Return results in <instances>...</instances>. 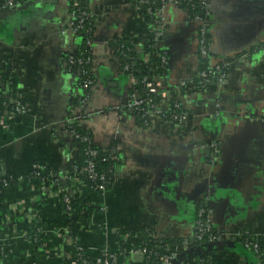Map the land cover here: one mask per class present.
I'll return each instance as SVG.
<instances>
[{
	"label": "crops",
	"instance_id": "obj_1",
	"mask_svg": "<svg viewBox=\"0 0 264 264\" xmlns=\"http://www.w3.org/2000/svg\"><path fill=\"white\" fill-rule=\"evenodd\" d=\"M83 1L90 12L100 14L93 26L95 84L84 105L83 113L91 114L84 127L95 145L112 147L117 164L104 194L86 185L78 190L97 207L73 225L75 238L60 222L59 192L49 187L20 191L16 186L6 207L5 229H10L0 236L15 247L7 256L0 254V264H72L75 245L90 252L103 247L118 251L114 230L138 239L143 228H150L161 239L188 241L209 184V219L218 233L247 230L264 245V0H210L208 32L215 59L247 54L210 91L187 84L198 73L196 28L185 11L167 6L168 25L156 48L167 55L171 85L186 81L174 94L188 114L186 130L161 116L142 127L134 114L115 109L126 100L131 84L114 67L109 43L125 36L136 52L141 48V36L129 32L131 0ZM68 17L67 0H25L0 11V70L12 68L18 74L17 93L28 109V115L0 128V176L23 177L42 162L62 172L69 160L72 140L63 119L84 93L68 61L81 42L70 32ZM162 109L168 114L169 103ZM197 143L217 144L213 160L212 150L194 149ZM34 224L47 238L44 248L27 236ZM214 251L213 264H258L251 253ZM118 264L147 262L128 255Z\"/></svg>",
	"mask_w": 264,
	"mask_h": 264
},
{
	"label": "built area",
	"instance_id": "obj_2",
	"mask_svg": "<svg viewBox=\"0 0 264 264\" xmlns=\"http://www.w3.org/2000/svg\"><path fill=\"white\" fill-rule=\"evenodd\" d=\"M24 1L25 0H0V11L12 9L20 4V2ZM67 1L69 3L70 0ZM161 2L162 3L158 9H152L151 5L153 3L150 0H131L133 16L131 19L129 32L137 31V34L141 36V48L137 51L139 55L137 57L129 58V63H127L123 68L124 71H128L127 77L130 79L131 91L129 92L126 100L122 104L115 106V109L122 113L126 112L138 115L142 127H150L157 116L167 118V120H171L175 122L179 127H182L187 123L188 114L184 111L181 103L176 98L172 99L171 97H173V95L177 93L179 86H184L186 84V81L182 79L176 84L177 86L173 87L171 85L167 76V55L156 48L158 38L162 35L163 31L168 25V21L165 17L166 8L170 4L175 5L177 3V0H163ZM82 3H84L83 0H74L71 4L69 3L68 28L70 32L74 34H77L81 30L85 20L89 18V16L93 17L94 22L96 19V15H99L98 17H100V14L98 12L92 13L89 10H82L80 8V5ZM209 4L210 0H202V9L204 11V14L196 15L191 19V21L195 25L197 33L196 51L198 53V57L205 58L207 61L206 67L198 70L196 78L187 83L190 85V87L198 91H207L209 90V88H212L213 85L221 83L225 79L226 69L231 66L234 61L235 63L243 62L247 56L246 53H242L237 56L236 59L232 60L222 58L215 59L210 47L208 32ZM74 9L78 11L77 14L74 13ZM119 38L127 39V37L125 36H120ZM92 42L93 41L88 42L90 48ZM110 52V58L114 61V67H118L119 63L112 49H110ZM151 57L156 58L159 63H161V65L166 67V74H161V76L154 77L152 79L150 76H148L147 78L142 77L141 83H143V89L141 90L140 94L134 89V86L138 84L136 74L138 72V69H140V67H142L144 64L148 66L155 65L154 63L151 64ZM94 60L95 59H92L91 55L85 59H76L73 54L68 57V61L70 62V64L75 67V70L79 76V81L81 82L80 87L81 89H83L82 92L84 93L83 95L81 94L79 96L78 102L72 105L70 114L63 119L66 133L72 140V148L69 155V160L76 159L74 155L75 146H73V139L80 138L84 141L88 139L87 136L81 137L75 132L74 129L70 130L69 127L74 123L84 127L85 119L91 115L90 113L85 115L83 112H85L86 110L84 108V105L88 102V90L94 86L95 80L89 78L88 70L85 66H90L89 73L91 70V74L94 76V73L91 69V65H93ZM2 88H4V86ZM3 93L7 95V91H2L1 94L3 95ZM155 96H159V100H157V102L154 101ZM170 101L172 102L171 106L169 107V111L171 110V112H168L167 114L162 109V105L165 103H170ZM10 103H12L14 106L13 110L10 113H6L5 115L0 116V128H6V125L4 123L6 120H12L20 116L28 115V109L21 103L20 100H11ZM207 145L209 146L210 151L212 150L213 156L211 159L213 160L214 156L218 153V146L216 143ZM101 150L105 152L108 149L101 148ZM86 155L88 156V159H86L85 165L83 166L81 171L86 173L87 177L92 181H95L96 179L101 181L99 185L91 188L104 194L107 187L104 183L105 177L104 175H98V173L94 169L93 161L94 157L97 155V152L95 150H88L86 152ZM31 170L34 172L32 175V179H39L41 181L40 185L34 184L32 182L29 184V188L32 187V189L36 191H43L46 187H49V181H52L51 183H54V185L60 180L67 182V184H69V190L73 193H79L78 190L86 185L79 177L80 171L77 170L76 167H74L73 170L69 172V175H63L61 173L59 176L56 175L54 169H45V166L40 163H34ZM18 179L20 180V182L17 184V188L20 191L25 190L26 187L23 182V177H19ZM208 196V194H204L197 205L191 241H184L181 244L176 245L167 244L166 254L162 255L159 258L161 264H174V259L179 252L184 253L185 251L194 248V246L197 245L199 241H202L204 237H207V240L212 241L213 243L227 239L229 241L235 242L248 250L249 253L254 255L258 264H264V245L255 240L247 230L240 229L236 232L227 234L219 233V236L217 238L216 236L214 237L212 235V230L216 229L209 219ZM63 202L69 206V199L66 196H64ZM13 205H16L17 207L19 203L16 202ZM69 208L70 207H68V209ZM8 216L9 214L6 212L5 220H8ZM8 229L10 228H6V230ZM114 233H116L118 242H120V244L123 243L125 248H123V250L118 253L116 251H109L105 247H103L102 249H98V253L92 256V260L95 264H118L126 254L140 255L145 258L148 257V250L142 248L139 249L134 246L137 240L132 236L131 233H127L124 230H114ZM38 234H40V232ZM150 237L153 239L160 238L154 231H152ZM0 240L2 241L1 238ZM5 243L7 242L2 241V243L0 244V249H2V245H4ZM75 246V256L72 264H76L77 261H79V264H91L83 259V255L90 254V251H85L78 245ZM214 252V250H212L211 252H201L204 257L203 261L207 264H213ZM194 257L195 256H189L187 258H184L178 264H190L194 260Z\"/></svg>",
	"mask_w": 264,
	"mask_h": 264
},
{
	"label": "trees",
	"instance_id": "obj_3",
	"mask_svg": "<svg viewBox=\"0 0 264 264\" xmlns=\"http://www.w3.org/2000/svg\"><path fill=\"white\" fill-rule=\"evenodd\" d=\"M74 0H70L69 3L71 4ZM152 1L151 8L152 9H158L161 5V1L163 0H150ZM176 7L179 9L185 11L190 18H194L196 15H203L204 11L202 9V0H177V3L175 4ZM80 8L83 10H88L84 3L80 5ZM74 13H78L76 9H74ZM94 19L93 17L89 16L83 24V27L81 30L76 34L80 38V44L78 45V49L76 53L73 55L76 59L81 58L85 59L91 55V49L88 45V42L92 41L93 38V25ZM109 48L112 49L114 52V55L117 58V61L119 63L118 70L121 72V74H124L125 76L128 74V71H124L123 68L126 66L127 63H129V58L137 57L139 53H137L130 41L126 38H118L115 41H112L109 43ZM120 51V52H119ZM163 52V51H162ZM164 53V52H163ZM151 64H155L154 66H148L144 64L140 69H138V72L136 74V79L138 81V84L134 86V89L141 94V90L143 89V83H141L142 77L147 78L148 76L158 77L166 74V67L161 65L159 61L156 58H150ZM207 61L205 58L198 59V70H201L203 67H206ZM86 69L88 70V75L90 79L95 80L94 76L91 74V70L89 73L90 66L86 65ZM150 72V73H149ZM17 73L14 69H10L7 72H4L0 70V116L5 115L6 113H10L13 110V104L10 103L11 100H20L19 95L17 93L16 85H17ZM1 84H3L4 88H2ZM79 84L81 86V82L79 81ZM184 90V89H183ZM2 91H7V95L3 93ZM171 97L172 99H174ZM159 100V96H155L154 101L157 102ZM172 102L170 101L169 107L171 106ZM171 109V108H170ZM171 112V110L169 111ZM137 124L141 125V122L139 121L138 115H135ZM14 119L12 120H6L4 123L6 125V128L10 127L12 123H14ZM167 120V119H166ZM189 120V119H188ZM191 124L189 121L186 123V125L182 126L183 129L186 130V128ZM68 129V128H67ZM69 129H74L77 134H79L81 137L87 136V140H82L80 138L73 139V146H75V152L74 155L76 159L68 160L67 163L64 166V170L62 172L54 171L57 176H59L61 173L63 175H69V172L73 170L74 167H76L77 170L80 171L79 177L83 180V182L89 186L94 187L96 185H99L101 181L96 179L95 181H92L89 179L81 169L85 165L86 159H88V156L86 155V152L88 150H95L97 152V155L94 157V169L98 173V175H104L105 180L104 183L106 186L109 185L110 178L112 176L113 170L116 167V155L112 150V147H109L107 151H102L100 147L95 145V143L92 140L91 133L84 128L83 126L77 125L76 123L72 124ZM68 129V130H69ZM45 166V169H49V167L45 163H40ZM33 171L30 170L27 174L23 175V182L25 184V191L31 192L29 189V184L32 182L34 184H41V181L39 179L33 180L32 175ZM20 182V180L15 177L13 174L9 175H2L0 176V236L5 231V214H6V207L7 204L10 202L9 199L11 198V194L16 189L17 184ZM52 181L48 182V186L51 187L54 185V183H51ZM69 184L67 182H64V185H58L53 187L51 191L59 192L58 195V209L60 211V222L61 224L69 228L68 235L70 237L75 238L77 236V232L75 228H73V225L81 218H85L90 212L94 211L96 209V205H93V202L91 199L82 197L79 195V193H73L69 190ZM93 189V188H92ZM24 191V190H23ZM42 192V191H41ZM66 196L69 199V206L66 205L63 202V198ZM68 207H70L68 209ZM212 235L216 238L219 236L218 231L212 230ZM40 231L38 230V224H34L32 229L28 231L27 236L32 237L35 241L37 239L36 244H40L43 246V243L46 242L47 238L45 235L38 234ZM152 233V229L150 228H143L142 234L138 239H136L135 247L136 248H142L148 250V257H146V262L148 264H161L159 258L162 255L166 254V245H176L181 244L186 239L182 238H166V239H153L150 237V234ZM188 241H191V239H187ZM212 241H208L207 237H204L202 241H199L197 245L192 248L194 251V254L192 256L194 257V260L190 264H207L203 261V255L201 252L203 250L211 252L212 250H216L215 247L212 245ZM45 246V245H44ZM43 246V248H44ZM14 243L7 242L4 245H2V249H0V254L2 256H7L11 250L14 248ZM41 247V246H40ZM125 248L124 244L119 245L118 252H121ZM85 250V249H84ZM86 251V250H85ZM98 253V250L95 252H90L88 255H83V259L87 261L88 263L95 264L92 260V256ZM126 254L124 257H127ZM182 259L185 258L182 256V253L179 252L174 259V262L178 264ZM76 264H79V261L76 262Z\"/></svg>",
	"mask_w": 264,
	"mask_h": 264
},
{
	"label": "water",
	"instance_id": "obj_4",
	"mask_svg": "<svg viewBox=\"0 0 264 264\" xmlns=\"http://www.w3.org/2000/svg\"><path fill=\"white\" fill-rule=\"evenodd\" d=\"M20 119V117H17L16 120L18 121ZM197 147H201L200 149L204 150L205 153L207 154H210V149H209V146L206 144V145H196V148ZM1 175V173H0ZM58 185H64V181L60 180L59 182H57L55 185L49 187L48 190H52L53 187L55 186H58ZM214 187L216 188V184H214ZM207 191L208 192L207 194L209 196L212 195V190H213V187L211 186V184H209V186L207 187ZM211 192V193H210ZM212 245L215 247V249H233V250H236V251H239V252H242L243 254L247 253L246 255H249L250 253H248L245 248H243L241 245L235 243V242H232V241H229V240H221V241H217V242H214L212 243ZM205 251V250H203ZM192 254H194V251L192 249H189L187 251H185L184 253H182V256L187 258L189 256H192ZM184 259V258H183ZM181 260H182V257H181ZM174 264H176V262H174Z\"/></svg>",
	"mask_w": 264,
	"mask_h": 264
},
{
	"label": "flooded vegetation",
	"instance_id": "obj_5",
	"mask_svg": "<svg viewBox=\"0 0 264 264\" xmlns=\"http://www.w3.org/2000/svg\"><path fill=\"white\" fill-rule=\"evenodd\" d=\"M187 122H188V120H187ZM199 144H200V143L194 144V146H193L194 149H197L195 145H199ZM203 145H206V144H203Z\"/></svg>",
	"mask_w": 264,
	"mask_h": 264
},
{
	"label": "rangeland",
	"instance_id": "obj_6",
	"mask_svg": "<svg viewBox=\"0 0 264 264\" xmlns=\"http://www.w3.org/2000/svg\"><path fill=\"white\" fill-rule=\"evenodd\" d=\"M210 89H211V88H209V90H208V91H210ZM211 160H212V159H211Z\"/></svg>",
	"mask_w": 264,
	"mask_h": 264
}]
</instances>
